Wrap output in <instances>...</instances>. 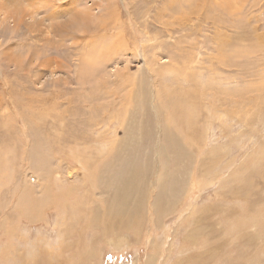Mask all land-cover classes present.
Returning <instances> with one entry per match:
<instances>
[{
  "label": "rangeland",
  "instance_id": "obj_1",
  "mask_svg": "<svg viewBox=\"0 0 264 264\" xmlns=\"http://www.w3.org/2000/svg\"><path fill=\"white\" fill-rule=\"evenodd\" d=\"M0 264H264V0H0Z\"/></svg>",
  "mask_w": 264,
  "mask_h": 264
},
{
  "label": "bare ground",
  "instance_id": "obj_2",
  "mask_svg": "<svg viewBox=\"0 0 264 264\" xmlns=\"http://www.w3.org/2000/svg\"><path fill=\"white\" fill-rule=\"evenodd\" d=\"M120 140L121 141H119L117 143L116 150L113 151L114 154L109 153V156L111 155L109 157V159H107L106 161H104V162L100 163V165H98V168H97L98 171L96 170L97 171L96 176L98 177L99 180H102V184H103V186H100V189H101L100 193H102L106 196L107 202L109 203L108 206H106L101 211L107 216V214L115 213L116 209L114 210V207H118L117 212L122 216L120 220L125 219L127 221V225H128V224H131L134 222V214L132 212L128 213L126 210L130 209L132 207H134V209L140 208V202H139V199H137V198H139L141 196V193L143 191L144 186L141 183L144 180H146L147 172H145L144 170L146 169V171H147V169H150L151 166H150V158L147 156V154H144L142 152L144 149V145L134 146L135 143L132 144V142L129 140L128 141H125V139H120ZM166 143L168 145L169 152L175 151V155H177L178 157L181 156V154H182L181 147L182 146H180L177 139H172L171 137L167 138ZM164 150H166V149H164ZM164 152L167 153L166 151H164ZM138 153H143L145 155L142 160L134 158V155L135 154L138 155ZM160 153H161V150H160ZM124 157H125V159H122ZM142 162L144 165L142 164ZM107 163H110V164L117 166V169L115 168V170H118V171H115L114 173H112V172L107 173V170H106L105 171L106 173H105L104 169H102V167H105L107 165ZM102 164H106V165L103 166ZM161 170H162V168H161ZM176 170H178V168L175 170L172 169L171 171L164 173V176L170 177L171 172L176 171ZM159 179H160V177H159ZM108 186H110V187H108ZM170 188H172V187H170ZM175 189H176V187H175ZM134 194H137L136 198H133ZM36 196H37V194H36ZM166 196L170 200L171 193H166ZM44 197H45L44 195H41L39 200H42ZM157 201H158V198L155 196L154 197V202H155L154 207L156 208V210L162 211V212L166 211V203L167 202H165L162 205L161 202H160L161 204H159ZM91 212L94 215L92 217H94L95 220H98V217H100L99 216L100 212H98L97 210H94ZM85 214H87V213H85ZM103 216L104 215H102V218H103ZM57 255L59 256L60 253H58ZM150 263H152V262H150Z\"/></svg>",
  "mask_w": 264,
  "mask_h": 264
}]
</instances>
